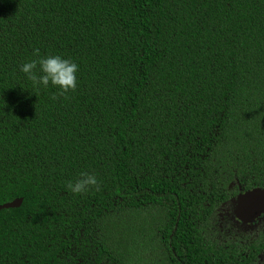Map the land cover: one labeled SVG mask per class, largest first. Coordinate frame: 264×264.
I'll return each instance as SVG.
<instances>
[{
  "label": "trees",
  "instance_id": "16d2710c",
  "mask_svg": "<svg viewBox=\"0 0 264 264\" xmlns=\"http://www.w3.org/2000/svg\"><path fill=\"white\" fill-rule=\"evenodd\" d=\"M34 50L76 88L34 87ZM253 188L264 0H0V264H260L264 232L217 229Z\"/></svg>",
  "mask_w": 264,
  "mask_h": 264
},
{
  "label": "clouds",
  "instance_id": "9594fccd",
  "mask_svg": "<svg viewBox=\"0 0 264 264\" xmlns=\"http://www.w3.org/2000/svg\"><path fill=\"white\" fill-rule=\"evenodd\" d=\"M38 59L27 60L20 65L19 71L36 88L55 87L60 93L72 91L77 86L78 65L70 59L59 55L39 56L38 50H34ZM67 188L72 194H84L91 188L99 189V181L91 173L82 172L74 182H69Z\"/></svg>",
  "mask_w": 264,
  "mask_h": 264
},
{
  "label": "water",
  "instance_id": "95a60500",
  "mask_svg": "<svg viewBox=\"0 0 264 264\" xmlns=\"http://www.w3.org/2000/svg\"><path fill=\"white\" fill-rule=\"evenodd\" d=\"M21 203V199H14L0 205V210L19 208ZM262 214H264V188H253L237 196L233 210L237 222L244 225L251 224Z\"/></svg>",
  "mask_w": 264,
  "mask_h": 264
},
{
  "label": "flooded vegetation",
  "instance_id": "af4514ba",
  "mask_svg": "<svg viewBox=\"0 0 264 264\" xmlns=\"http://www.w3.org/2000/svg\"><path fill=\"white\" fill-rule=\"evenodd\" d=\"M244 192H241L239 194H242ZM238 195H236L233 198V200L231 199L232 201L230 203H225L223 205L225 206V208L228 207V211H229L226 212V214H224L225 216H222L221 214L218 213L220 216L219 219L220 222L217 224V229L219 233H226L227 235L233 238L235 237L242 238V236H247L250 239H252L253 236L263 234L264 214H262L259 218H256L251 224H247V225L239 223L234 219L233 210H234L235 200ZM263 262H264V253L262 254V256H259V263L264 264Z\"/></svg>",
  "mask_w": 264,
  "mask_h": 264
}]
</instances>
